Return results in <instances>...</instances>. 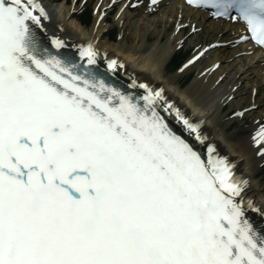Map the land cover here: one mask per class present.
Listing matches in <instances>:
<instances>
[{
  "label": "snow or ice",
  "instance_id": "snow-or-ice-1",
  "mask_svg": "<svg viewBox=\"0 0 264 264\" xmlns=\"http://www.w3.org/2000/svg\"><path fill=\"white\" fill-rule=\"evenodd\" d=\"M140 6L129 0L120 11ZM177 7L180 19L191 8L244 25L208 48H264V0ZM50 19L42 0H0V264H264V211L205 119L162 86L109 82L92 41L78 46L79 59L54 52ZM186 26L177 20V31ZM51 44L64 48L57 36ZM253 142L264 157V125Z\"/></svg>",
  "mask_w": 264,
  "mask_h": 264
},
{
  "label": "bare ground",
  "instance_id": "bare-ground-1",
  "mask_svg": "<svg viewBox=\"0 0 264 264\" xmlns=\"http://www.w3.org/2000/svg\"><path fill=\"white\" fill-rule=\"evenodd\" d=\"M42 3L51 17L44 21L47 39L57 36L64 41V48L77 52L79 45L92 41L98 50L97 64L111 72L119 82L130 87L135 79L154 87L162 86L168 96L189 114L204 118L206 134L220 154L236 162L237 172L249 177V197L264 211V179L257 175L259 166L264 164V157L257 155L258 148L253 142V136L261 125L259 122L264 119V54L250 42L207 47L217 39H235L243 25L231 20L213 19L206 11L191 8H184L183 19H180L177 5L182 0H163L155 10L147 7L150 0H142V6L137 9L128 7L124 12L120 8L129 0H116L115 4L113 0H96L94 7L97 11L89 27L74 15V3L70 4L68 0H42ZM113 6L117 8L113 20L122 27L117 40L109 37L105 23L107 12L104 11L106 8L112 10ZM178 19L181 24L187 25L179 31ZM192 25L199 31L193 32ZM170 28L172 30L163 38L162 33ZM184 41L194 50L182 67L174 73H166L167 59ZM202 49V54L188 64ZM111 58L123 62V67L108 70L106 62ZM188 72H194V75L188 83H184L181 77ZM226 104L234 106L236 112L249 109L245 112L249 132L244 137L227 133L226 124L233 116L224 117L221 110ZM252 104L256 107L252 108ZM250 214L257 223L261 221L259 213Z\"/></svg>",
  "mask_w": 264,
  "mask_h": 264
},
{
  "label": "rangeland",
  "instance_id": "rangeland-1",
  "mask_svg": "<svg viewBox=\"0 0 264 264\" xmlns=\"http://www.w3.org/2000/svg\"><path fill=\"white\" fill-rule=\"evenodd\" d=\"M50 1V0H48ZM54 1V0H53ZM81 8V6L79 7V9ZM88 8V7H86ZM78 9V10H79ZM76 10V16L77 18L79 17V11ZM80 18V17H79ZM107 21L106 25H108V27H110L107 32L109 33V36L112 40H117V36L120 32V30L122 29V27H119V24L117 22H115L113 20V14H110V16H107ZM84 23L87 26H91L93 21L90 19L89 21H84ZM171 29V28H170ZM170 29H168L166 32L162 33L163 34V38L166 37V33H168L170 31ZM107 33V34H108ZM155 36H151V38L153 39ZM188 43L186 41L183 42V44L177 48L176 50H174V53L167 59V63L165 65V72L168 74L174 73L176 71V65L173 64L172 59H174V56H180L181 58H185L189 52L191 51L190 45H188ZM171 59V61H169ZM182 59V60H183ZM194 75V72H188L186 73V75L182 76L181 79L185 80L184 83H188L192 77ZM234 106L229 107L228 104L224 105V107L222 108V112L224 114V117L229 118L233 116V112H235L236 110L233 108ZM226 130L227 133L231 134L234 137H244V135H246L249 131H248V120L245 116H243L242 118H235L233 117V119L226 124ZM262 167L259 166V169L257 170V175L260 176L262 179H264V164L261 165Z\"/></svg>",
  "mask_w": 264,
  "mask_h": 264
}]
</instances>
